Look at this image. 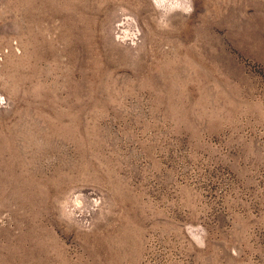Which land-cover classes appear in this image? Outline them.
Segmentation results:
<instances>
[{"label":"rangeland","instance_id":"rangeland-1","mask_svg":"<svg viewBox=\"0 0 264 264\" xmlns=\"http://www.w3.org/2000/svg\"><path fill=\"white\" fill-rule=\"evenodd\" d=\"M0 264H264V0H0Z\"/></svg>","mask_w":264,"mask_h":264}]
</instances>
